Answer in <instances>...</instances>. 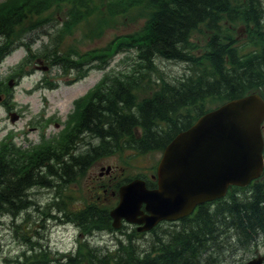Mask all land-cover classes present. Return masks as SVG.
<instances>
[{
	"label": "rangeland",
	"instance_id": "1",
	"mask_svg": "<svg viewBox=\"0 0 264 264\" xmlns=\"http://www.w3.org/2000/svg\"><path fill=\"white\" fill-rule=\"evenodd\" d=\"M17 1L0 0V4H15ZM118 1H27L24 6L27 5L32 14L31 21H27L17 32L22 43L0 65V151L8 153L12 143L31 150L43 144L63 142L70 129L69 120L75 118L77 107L97 85L114 74L136 76L140 72L144 87L140 86L138 94L142 101L153 95L164 80L173 82L209 70L208 66L213 65V59L217 58L222 47L234 48L247 55L264 52V19L259 17V13L264 11V0H253L257 5L245 9L248 11L245 20L226 22L222 31L217 33H210L205 26L198 28L189 44L190 60L161 58L148 67L136 46L111 51L116 37L141 33L146 22L145 14L140 12L116 17L120 11ZM233 4L236 7L245 6L248 0H233ZM90 5L102 9L99 16ZM96 29L98 31L94 33ZM97 50L102 53L96 55ZM106 50L110 53H105ZM55 55L68 57L64 59V69L52 61ZM72 65L76 66L73 70ZM45 66H48L46 70L43 69ZM79 74L84 77L79 78ZM112 81L108 79L102 83L101 90ZM222 102L209 99L204 106L214 108ZM76 140L78 153L81 154L102 143L100 138L86 134ZM161 155L159 150L134 155L120 144L117 152L97 157L88 165L86 173L76 180L54 181L56 184L60 182L58 192L56 184L54 187L36 185L27 194L32 202L30 208L15 216L0 211V264H59L63 261V254L71 255L81 244L85 247L112 248L117 236L134 237V234H128L132 229L114 234L111 229L92 227L89 223L83 225L82 221L87 222V219L73 215L74 205L97 206V201H103L93 200L96 192L91 188L112 187L127 176L150 174L151 167L159 162ZM108 166H114L111 175L103 170ZM116 199L117 196H113L109 189L102 195V200H107L102 208H112ZM57 200L61 203L60 207L56 205ZM169 229L161 227L159 233L164 237ZM148 238H152L151 235L140 238L139 245L147 243ZM40 244L46 246L47 257H39ZM33 247L36 249L32 251ZM259 250L264 253L263 248ZM36 253L38 257H35ZM255 254L240 252L233 256L235 261L228 257L227 264H238L242 259L247 261Z\"/></svg>",
	"mask_w": 264,
	"mask_h": 264
},
{
	"label": "trees",
	"instance_id": "2",
	"mask_svg": "<svg viewBox=\"0 0 264 264\" xmlns=\"http://www.w3.org/2000/svg\"><path fill=\"white\" fill-rule=\"evenodd\" d=\"M135 1L143 8L137 12L150 13V16L147 13L143 33L137 39L135 36H129L130 40L118 39L116 47L138 45L140 57L149 66L156 58L190 60L189 44L198 28L205 26L210 33L221 32L224 21L245 20L248 14L245 9L252 4L236 7L233 0ZM31 14L30 10L21 8L0 12V36L16 38L20 26L31 21ZM263 16L261 11L259 17ZM11 45L1 50L0 62L11 51ZM222 48L213 59V65L208 66L209 70L172 83L164 80L152 96L142 101L135 90L137 84L134 88L130 80H116L107 91H101L97 100L94 98L85 107L79 129L99 136L105 142L99 147L103 152L92 147L85 155L55 153L50 161H56L58 168L46 162L49 159H44V153L32 156L29 162L21 159L25 154L15 150L11 165L0 158V211L17 214L29 207L27 194L34 182L52 184L48 175L34 176L33 168L26 172L34 164L44 167L50 176L63 180L75 177L98 156L115 151L121 142L142 153L161 150L178 131L191 126L206 111V100L239 97L264 83V59L259 54L243 56L234 48ZM79 133L76 128L69 138L74 140ZM80 217L87 219V222L82 221L83 225L89 223L92 227L111 229V217L106 210L97 207ZM165 235L148 240L147 246L152 247L146 249L129 236L119 240L113 250L81 244L72 257L58 263L224 264L233 252L264 248V183L256 181L249 187H235L225 200L201 205L191 217L183 219L178 228ZM42 248L44 246L39 248V257H47L46 248ZM34 249L36 247L32 251Z\"/></svg>",
	"mask_w": 264,
	"mask_h": 264
},
{
	"label": "water",
	"instance_id": "3",
	"mask_svg": "<svg viewBox=\"0 0 264 264\" xmlns=\"http://www.w3.org/2000/svg\"><path fill=\"white\" fill-rule=\"evenodd\" d=\"M264 101L257 93L233 99L206 113L181 132L165 149L159 165V188L148 190L143 181L121 189V203L113 212L145 222L149 229L163 218L191 213L202 202L223 196L230 184L246 185L262 171L261 122ZM147 203L151 215L136 218ZM263 257L247 264H262Z\"/></svg>",
	"mask_w": 264,
	"mask_h": 264
}]
</instances>
